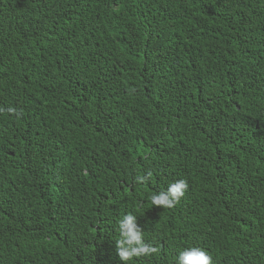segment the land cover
<instances>
[{"label":"trees","instance_id":"trees-1","mask_svg":"<svg viewBox=\"0 0 264 264\" xmlns=\"http://www.w3.org/2000/svg\"><path fill=\"white\" fill-rule=\"evenodd\" d=\"M128 214V264H264V0H0V264H121Z\"/></svg>","mask_w":264,"mask_h":264},{"label":"clouds","instance_id":"clouds-1","mask_svg":"<svg viewBox=\"0 0 264 264\" xmlns=\"http://www.w3.org/2000/svg\"><path fill=\"white\" fill-rule=\"evenodd\" d=\"M8 113L16 115V110L9 108ZM151 179V173L145 177H137L138 184H144ZM188 189L187 182L180 180L171 184L166 192L150 197L153 206L163 209H172L184 197ZM119 239L115 248L121 264H128L133 258L147 257L157 254L160 249L144 243L142 231L137 227L136 217L128 214L118 225ZM177 264H212V258L202 249L192 247L179 254Z\"/></svg>","mask_w":264,"mask_h":264}]
</instances>
